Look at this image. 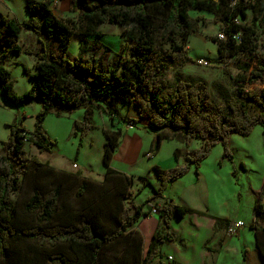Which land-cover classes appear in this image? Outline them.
<instances>
[{"label": "trees", "instance_id": "obj_1", "mask_svg": "<svg viewBox=\"0 0 264 264\" xmlns=\"http://www.w3.org/2000/svg\"><path fill=\"white\" fill-rule=\"evenodd\" d=\"M55 1L62 0H25L27 20L24 22L0 14V61L8 52L34 53L19 44L23 28L35 33L40 43L35 52V72L30 76L33 83L23 94L13 91L9 71L0 64L2 97L11 105L36 102L41 107L32 131L13 121L8 125L7 140L0 143V264H102L104 249L118 242L124 248L114 264H149L159 247L173 240L167 231L171 217L181 218L192 210L172 199H165L155 207L161 228L166 232L152 235L142 257L140 238L127 231L146 214L144 206L162 197L167 186L185 175L191 165L197 177L200 161L215 144H222L223 157L232 161L230 136L246 137L256 125L264 129V91L247 94V100L258 107L257 112L250 113L246 104L223 90L219 91L220 104L211 101L203 79H183L178 72L171 81L163 77L170 64L184 66L194 61L185 53V45L188 37L198 31L201 18L189 12L210 13L225 25V40L215 38L219 62L227 63L237 53L257 59L249 77L236 79L241 84L253 83L264 76V54L258 55L256 51L257 30L264 28V0H239L232 8L228 0H69L76 21L56 17L51 8ZM246 9L251 12L249 22L235 23L233 18H246ZM102 24L123 28L129 42L126 57L102 66L94 55L84 56L85 45H80V52L73 59L66 56L74 35L84 43L85 37L100 35ZM236 33L238 37L234 38ZM45 40L55 41V50L47 49ZM246 67L244 70L248 71ZM117 99L134 106L137 116L147 121L155 134L154 149H158L164 131L181 140L185 147L193 139L202 142L197 151L183 155L182 164L170 170L154 166L158 187L140 204L129 199L128 206H124V201L132 195L131 179L110 166L118 146L119 130L104 131L105 171L97 188L96 182L82 177L80 172L57 170L36 156H27L24 150L26 138L40 152L51 151L53 142L42 128L47 114L58 116L61 112L83 109V119L73 122L82 139L91 128L93 106L102 105L110 117H120L115 105ZM175 157L178 158V150ZM240 167L244 168L242 164ZM26 175H29V193L19 207ZM40 176L45 178L41 180ZM75 184L76 208L65 196ZM92 188L95 194L86 197ZM263 194L264 188L254 203V218L249 227L254 230L256 246L264 258V225L260 226L264 224ZM214 219L217 227L227 228L233 223Z\"/></svg>", "mask_w": 264, "mask_h": 264}, {"label": "rangeland", "instance_id": "obj_2", "mask_svg": "<svg viewBox=\"0 0 264 264\" xmlns=\"http://www.w3.org/2000/svg\"><path fill=\"white\" fill-rule=\"evenodd\" d=\"M8 3H10L11 6H14L13 12L15 13L14 19L16 21H21L25 18L26 10L23 7L24 0H10ZM51 8L56 17L62 20L69 19L71 21H76L77 15L71 11L69 0L53 3ZM189 13L191 16H198L201 18L198 31L188 37L185 45V53L194 61L184 66L170 64L164 71L163 77L166 80L171 81L173 74L178 72L183 79H203L207 85L210 100L214 103H221L219 91L223 90L246 104L250 113L257 112L258 107L247 100V94L252 93L254 90L257 93L264 91V76L262 79L253 83L242 82L241 84L239 81H236L239 76L249 77V72L257 65V59L254 58L251 60L248 55L237 53L233 55L227 63L219 62L217 41L215 38H217V34L221 32L223 22L216 19L212 14L203 11L191 10ZM245 14L246 18H239L238 23L247 24L249 22L251 16L250 10L246 9ZM99 31L100 35H90L85 37L84 43L79 41V36L74 35L71 39L66 56L69 59L76 57L80 52V45H85L87 47V52L84 54L85 57H88L91 54L94 55L96 58H99L102 66H105L109 61L115 60L118 57L127 56L129 42L123 35L124 30L122 27L116 24H102L99 27ZM257 35L258 47L256 51L258 55H262L264 54L263 27L258 28ZM37 37L38 36L32 31L23 28L20 33L19 44L25 49L32 50L34 53L27 54L22 52L20 54H14L8 52L1 58L0 64L9 71L12 88L16 94L20 95L28 91L33 83V79L30 76L35 72L34 63L37 60L35 52L40 48V43L37 41ZM45 41L47 49L55 50V41ZM199 60L206 61L207 65L199 64ZM244 67H246L248 71H245ZM238 90H241L242 93L239 94ZM115 105L119 108V116L121 117L114 116V118L110 117L109 120L111 122L117 121L122 125L127 113L126 107L118 99L115 100ZM40 108V105L36 102L11 105L3 99L0 89V143L7 140L9 135L8 125L13 121L22 125L26 131H32L35 116ZM132 110L136 112L134 106H131V112ZM71 118L72 117L65 112L58 116L55 115V113H49L44 118L42 128L45 130L51 141L56 144L52 152H40L37 147L28 142L25 143L24 150L27 156H36L41 162H47L49 165H54V161H56L57 163H55L56 165L54 168L57 170L61 169V163L58 161L61 155L66 158L64 159L65 161L69 160L71 163L69 167L64 166L63 169L68 168L70 170H75L73 168L74 157L78 154L82 158L86 157L87 162L91 166L82 177L87 176L91 178L92 181L96 182L95 184L97 188V186H99L97 183H100L101 178L99 172L102 173L104 170L101 158L103 153L102 131L100 127L93 129L91 132V136L94 140L93 144H87L85 149L81 150L83 137L82 139L80 138V130L74 128V121H72ZM132 123L134 127L135 124L134 122ZM136 128H141V126L136 125ZM74 131H76V135L73 134ZM196 146L197 142L194 141L192 147ZM229 149L233 156V160L234 158L237 159V163L243 161L249 169L246 174L242 175V177L240 176L239 181L236 179L237 172L233 174V160L231 161L227 157H223L222 144H215L204 159L209 158L208 162H211L212 164H215L218 157L221 155L226 159L225 165L220 170L222 181L225 187L230 189L233 193V212H236L238 216L246 222L245 224H247L254 213L253 204L255 201V195L253 190L260 188L261 178L264 177V129L260 125H256L246 137L232 134L229 138ZM1 151L0 147V152ZM165 152V147H163L162 154H165ZM139 159L143 163L148 162L146 157L141 156ZM136 168H141V166L137 165ZM237 168L239 169L238 164ZM230 169L232 170L230 171ZM240 169L243 170L244 168ZM128 177L131 179L130 188L132 190V195L131 197L128 196L124 201V206H128L127 201L129 199H132L135 204H140L145 201L152 192L151 187L148 185V183H150L149 178L147 175H130ZM22 178L23 176H21V179ZM28 178L29 175H26L22 180L18 199L19 207L21 205V200L29 193L27 189ZM44 178V176H40L39 179L43 180ZM80 178L81 177H79V179ZM237 183L241 185L238 186ZM246 183H248V186ZM77 185H72L66 191L67 194H65L66 198L69 199L74 208L77 207V202L73 197ZM239 187L241 189V199L240 202L237 203L236 193ZM262 188H264V185ZM93 194H95L94 188L87 193L88 196L86 197L90 198ZM12 200H14L13 196ZM144 209H146L148 215L151 214L148 205H145ZM127 232H130V235L132 232L138 235L141 241V256L144 257L147 243L142 238L137 224L132 225ZM246 232H248L247 225H245V234H248ZM124 234H126V232ZM249 239V235H245L243 238L246 245L249 247V252L251 253L252 244L251 241L250 243L248 242ZM123 248V243L118 242L111 248L104 249L102 252V264H114L123 251ZM232 258L233 260L231 264H238V255L233 253Z\"/></svg>", "mask_w": 264, "mask_h": 264}, {"label": "crops", "instance_id": "obj_3", "mask_svg": "<svg viewBox=\"0 0 264 264\" xmlns=\"http://www.w3.org/2000/svg\"><path fill=\"white\" fill-rule=\"evenodd\" d=\"M9 1L10 0H0V14L7 18L14 19V6H11L10 3H8ZM56 2L59 1L53 3ZM23 7L25 8V0ZM26 20L27 12L25 18L18 22H24ZM125 107L127 110L124 117L125 121L120 125L117 121L111 122L109 120L110 116L104 111L102 105L93 106L90 118L91 128L83 137L81 150H84L87 144H93L94 140L91 136L93 129L100 127L103 134L102 145L106 141L104 135L105 130H119L118 146L111 158V168L117 173L125 176L147 175L150 181L148 185L152 190L159 185L157 175L152 169L154 166L162 170H170L183 163V155L186 152L193 153L197 151L202 142L193 139L190 145L185 147L181 140L172 136L167 131H164L162 132L163 137L158 149H154L155 134L149 128L147 121L140 119L133 110L131 112V105H125ZM117 109L119 110L118 107ZM61 114L63 113L61 112ZM67 115L72 117V121L82 120L84 110H75L72 113H67ZM128 119H134L136 121L134 122V128H127ZM136 125L141 126L142 129L136 128ZM194 141L197 142L196 147H192ZM55 146L56 144L53 143L50 152H52ZM163 147H165V154H162ZM175 150H178V158L175 157ZM147 154H149V156H147ZM141 156L146 157L148 162H141L139 159ZM64 159L66 158L63 155L58 159L61 163L60 170L63 171L80 172L83 175L91 166L87 162L86 157L82 158L78 154L74 157L73 168L75 170H70L68 168L63 169L64 166L69 167L71 165L69 160L65 161ZM208 159L209 158L200 161L198 167L199 175L197 177L194 175V166L191 165L185 175L177 178L167 186L162 197L152 200L150 205H148L150 211V208L160 206L163 200L172 199L174 203L192 210L191 213H187L181 218L175 216L171 217L167 231L173 235V240L169 243L162 244L157 254L150 259L149 264H231L233 253L238 255V264H264V258L256 246L254 230L249 227V224L254 218V213L249 222L245 224L246 222L239 217L236 212H233V193L230 189L225 187L222 181V174L220 173L221 168L226 163V159L221 155L218 157L215 164L208 162ZM55 163L57 162L54 161V165L50 166L55 167ZM237 164L239 169L237 168ZM240 164L243 165V170L240 169ZM137 165L141 166V168H136ZM232 165L236 169V179L238 181L240 180V176L242 177V175L246 174L249 170L243 161L237 163V159L235 158ZM231 170L232 169H230V171ZM104 171L105 169L102 173L99 172L101 175L100 181L103 180ZM84 177L91 180V178L87 176ZM237 184L238 186L241 185L239 183ZM246 185L248 186V183H246ZM263 185L264 177L261 178L260 188L253 190L255 195L254 203L260 198ZM152 193L153 190L150 196ZM236 197L237 203H239L241 199L240 187L238 188ZM261 204L264 208V194L261 197ZM143 211L146 212V209L143 208ZM216 217L225 219L229 222L241 221L243 222V226L238 228L234 235H229L225 227H217L215 225L214 218ZM134 224H137L142 238L147 243L146 249L155 232H166V230L161 228L162 224L158 213H151L148 215L146 212V214L140 216ZM245 225H247L248 232L246 233L248 234H245ZM263 225L264 224H260L261 227H263ZM245 235H249L250 237L248 242L250 243L251 241L252 244L251 253L249 252V247L243 240Z\"/></svg>", "mask_w": 264, "mask_h": 264}, {"label": "built area", "instance_id": "obj_4", "mask_svg": "<svg viewBox=\"0 0 264 264\" xmlns=\"http://www.w3.org/2000/svg\"><path fill=\"white\" fill-rule=\"evenodd\" d=\"M213 1L214 2H218V0H213ZM238 1L239 0H228V3L227 4H228L229 7L232 8V7H234V6L237 5ZM233 21L235 23H238V18H233ZM223 27H225L224 24H223ZM237 37H238V34L236 33L234 35V38H237ZM217 38L219 40H225L226 35L223 32V28H222L221 32H219L217 34ZM198 63L201 64V65H207V62L206 61H203V60H199ZM127 128H129V129L134 128L133 127V123L128 121ZM24 142L25 143L27 142V139L26 138L24 139ZM147 156H149V154H147ZM150 213L156 214L157 213L156 208L155 207L150 208ZM241 226H243V222H241V221H235L229 227L226 228V232L229 235H234L236 233L237 229L240 228Z\"/></svg>", "mask_w": 264, "mask_h": 264}]
</instances>
